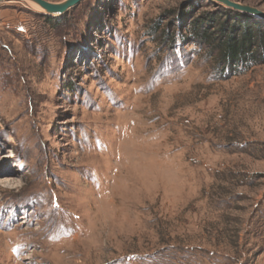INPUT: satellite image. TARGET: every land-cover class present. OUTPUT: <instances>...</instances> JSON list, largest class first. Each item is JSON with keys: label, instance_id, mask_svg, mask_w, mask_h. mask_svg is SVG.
I'll return each instance as SVG.
<instances>
[{"label": "rangeland", "instance_id": "rangeland-1", "mask_svg": "<svg viewBox=\"0 0 264 264\" xmlns=\"http://www.w3.org/2000/svg\"><path fill=\"white\" fill-rule=\"evenodd\" d=\"M230 1L0 3V264H264V64L185 37Z\"/></svg>", "mask_w": 264, "mask_h": 264}, {"label": "trees", "instance_id": "trees-1", "mask_svg": "<svg viewBox=\"0 0 264 264\" xmlns=\"http://www.w3.org/2000/svg\"><path fill=\"white\" fill-rule=\"evenodd\" d=\"M230 12L225 9L221 14L200 16L184 27L186 38L216 56L220 76L240 74L264 64V24L233 18ZM170 37L165 35L166 40Z\"/></svg>", "mask_w": 264, "mask_h": 264}, {"label": "water", "instance_id": "water-1", "mask_svg": "<svg viewBox=\"0 0 264 264\" xmlns=\"http://www.w3.org/2000/svg\"><path fill=\"white\" fill-rule=\"evenodd\" d=\"M19 1L29 2L30 4L39 8L41 12H43L44 14L50 15V16H56V15H61L70 7L77 5L81 0H64L59 3H53L47 0H0V3L19 2ZM215 1L229 8H233V9L241 10V11H249L248 8L235 4L231 2L230 0H215Z\"/></svg>", "mask_w": 264, "mask_h": 264}, {"label": "bare ground", "instance_id": "bare-ground-1", "mask_svg": "<svg viewBox=\"0 0 264 264\" xmlns=\"http://www.w3.org/2000/svg\"><path fill=\"white\" fill-rule=\"evenodd\" d=\"M34 6V5H33ZM37 10H39L41 12V10L39 8H37L36 6H34Z\"/></svg>", "mask_w": 264, "mask_h": 264}, {"label": "snow or ice", "instance_id": "snow-or-ice-1", "mask_svg": "<svg viewBox=\"0 0 264 264\" xmlns=\"http://www.w3.org/2000/svg\"><path fill=\"white\" fill-rule=\"evenodd\" d=\"M53 10H55V9H53Z\"/></svg>", "mask_w": 264, "mask_h": 264}]
</instances>
